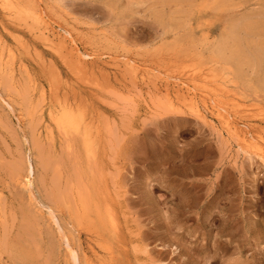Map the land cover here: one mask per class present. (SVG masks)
Returning a JSON list of instances; mask_svg holds the SVG:
<instances>
[{
  "label": "rangeland",
  "instance_id": "374dc122",
  "mask_svg": "<svg viewBox=\"0 0 264 264\" xmlns=\"http://www.w3.org/2000/svg\"><path fill=\"white\" fill-rule=\"evenodd\" d=\"M38 1L62 52L0 10V264H264V54L259 66L214 50L233 35L246 53L264 47V0ZM73 47L91 54L87 70L61 61ZM126 58L195 73L131 75ZM219 85L225 115L210 98ZM65 101L94 118L89 153L56 123ZM216 112L247 121L254 146Z\"/></svg>",
  "mask_w": 264,
  "mask_h": 264
},
{
  "label": "bare ground",
  "instance_id": "6f19581e",
  "mask_svg": "<svg viewBox=\"0 0 264 264\" xmlns=\"http://www.w3.org/2000/svg\"><path fill=\"white\" fill-rule=\"evenodd\" d=\"M38 2H40V1H38V0H0V10H1V12H2V14L6 17V19L8 20V22H10L11 24H13V25H15L16 27H19V28H21L22 30H26L29 34H32V35H34V38L35 39H38V41H39V39H42V40H44V41H46L47 42V46L48 47H50L51 49H54L55 48V46H56V44L58 45V43H56V42H54V40L51 38V34L53 35V33H49L48 31H47V28H48V26H47V24L48 23H46V21H45V19L44 18H46V17H44V16H47V12H46V10L47 11H49L48 10V8L44 11L43 10V7H40V4L38 3ZM49 5H50V3H49ZM243 5V4H242ZM43 6V5H42ZM53 8V7H52ZM50 9V8H49ZM229 10V9H228ZM230 10H231V8H230ZM50 13V12H49ZM51 14V13H50ZM49 14V15H50ZM245 14V13H244ZM261 15V14H260ZM264 15V14H263ZM230 17V16H229ZM48 18V17H47ZM48 19H50V16H49V18ZM52 19V18H51ZM53 19H55V18H53ZM226 20V19H225ZM243 20V19H242ZM252 20V19H251ZM50 21V20H49ZM227 21V20H226ZM54 22V21H53ZM223 22V21H222ZM253 22V21H252ZM263 22V21H262ZM255 23V22H254ZM53 24H56V23H53ZM58 24V23H57ZM256 24H257V22H256ZM259 24V23H258ZM248 26V25H247ZM258 27H259V25H258ZM260 28V27H259ZM242 29V28H241ZM17 30H19V29H17ZM21 30V31H22ZM234 30V29H233ZM260 30V29H259ZM65 31H66V29H65ZM250 31H252V28H250ZM67 32L70 34V31L69 30H67ZM181 32V31H180ZM231 32V31H230ZM260 32H262V31H260ZM27 33V34H28ZM241 33V32H240ZM231 34H233V33H231ZM244 35H246V34H244ZM224 36V35H223ZM236 35H233L232 37H225V38H223L222 40L220 39V41H219V43H217V46H215V48H214V50H215V55H216V57H218V59H220V60H222V61H228V62H230V63H234V64H242V63H254L255 65H259L260 66V64L261 63H263L262 62V56H263V54H264V47H262V45L260 46H255L254 45V48L252 49V50H250V51H248V53H246V52H244V50L245 49H241V39H239V35H238V37H235ZM253 36V35H252ZM11 37V36H10ZM17 37H19V36H17ZM33 37V36H32ZM218 37V36H217ZM221 37V36H220ZM13 39V38H12ZM20 40H17L16 42L20 45V47H22V48H26V43H25V41L24 40H22V38L20 37L19 38ZM88 39H90V38H88ZM28 43V42H27ZM44 43V42H43ZM56 43V44H55ZM38 44V43H37ZM247 44V47H246V49L247 48H249L248 47V43H246ZM256 44H257V42H256ZM27 45H29V44H27ZM92 45V44H91ZM214 45H216V44H214ZM252 46V45H251ZM212 47H214V46H212ZM47 48V47H46ZM64 48V46L62 45V44H60V45H58V48H57V51L56 52H58V50L60 49L61 50V52H62V49ZM49 49V48H48ZM20 50V49H19ZM55 50V49H54ZM71 50L72 51H74V50H76V48H72V49H70V51H68V53L69 54H67V57H65L64 55L61 57V61H63L64 62V64H65V66L67 67V69H69L72 73L73 72H79V71H83V70H87V68H86V65L84 64V62L81 60V57H82V55H86V56H91V54L89 53V55H87V54H77V52H76V55L74 56L73 54H72V52H71ZM97 50V49H96ZM153 51V50H152ZM247 51V50H246ZM187 52V51H186ZM209 52V51H208ZM60 53V52H59ZM212 53V52H211ZM210 53V54H211ZM37 54V53H36ZM95 54V53H94ZM114 55H116V54H114ZM128 55V54H127ZM165 55V54H164ZM175 55H177V54H175ZM174 55V56H175ZM183 55V54H182ZM213 55V54H212ZM103 56V55H102ZM158 56V55H157ZM166 56V55H165ZM60 57V56H59ZM58 58V57H57ZM172 58V57H171ZM128 58H126L125 60H126V62H124V64L123 65H125V66H127L128 68H132V69H134L135 71H136V69H138V67L140 68V69H138L139 71L140 70H142L143 68L142 67H145L144 68V70H145V72L147 73V74H153L152 72L154 71V72H156L158 75H168V77L170 76V77H172V78H175V77H181L182 78V76L184 75L185 76V74L187 73V72H189L190 70H185L184 69V67H183V69L182 68H180L179 66H181V64L180 65H178L177 66V64L176 63H178V62H176L175 64H176V70L175 71H173V73L171 72H167V70H168V66H166L165 68H164V70L162 71V69L163 68H161L160 66L162 65H150V64H147V65H142L141 63H140V65H142V67H140L138 64H139V62L137 63V61H133V60H130V59H128ZM153 60H155V58H152ZM151 59V60H152ZM161 59H163V58H161ZM157 61H158V59H156ZM155 60V61H156ZM180 60V59H179ZM182 60V59H181ZM119 61V60H118ZM124 61V60H123ZM139 61H141L140 59H139ZM155 61H153V62H155ZM170 61V60H169ZM222 61H221V63H222ZM152 62V61H151ZM158 62H160V60L158 61ZM185 62V61H184ZM36 63V62H35ZM52 63V62H51ZM57 63H59V62H57ZM115 63H117V62H115ZM122 63V62H121ZM166 63V62H165ZM170 63H172V60L170 61ZM174 63V62H173ZM172 63V64H173ZM179 63H181V62H179ZM178 63V64H179ZM188 63V62H187ZM215 63V62H214ZM217 63V62H216ZM53 64V63H52ZM62 64V63H61ZM110 64V63H109ZM114 64V63H113ZM154 64V63H153ZM156 64H158V63H156ZM169 64V63H168ZM185 63H183V65H184ZM226 64V63H225ZM57 65V64H56ZM111 65H112V63H111ZM122 65V67L124 68V66ZM171 65V64H170ZM227 65V64H226ZM254 65V66H255ZM50 66V65H49ZM48 66V67H49ZM58 66V65H57ZM164 66V65H163ZM185 66H187V64L185 65ZM191 66V65H190ZM240 66V65H239ZM243 66V65H242ZM244 66H245V64H244ZM46 67H47V65H46ZM53 67H55V65L53 66ZM53 67H50L51 69H49V75H50V83L52 84L51 86H52V88L53 87H56V81H57V79H58V74H57V72H56V68H53ZM127 67H125V68H127ZM173 67V66H172ZM192 67H193V65H192ZM191 67V68H192ZM210 67V66H209ZM247 67V66H246ZM253 67V66H252ZM251 66L250 67H248V68H252ZM65 68V67H64ZM86 68V69H85ZM115 68H117V67H115ZM118 68H121V67H118ZM142 68V69H141ZM171 68V67H170ZM187 68H189V67H187ZM241 68V67H240ZM131 69V70H132ZM174 69V68H173ZM190 69V68H189ZM192 69H194V68H192ZM207 69V68H206ZM249 69V70H250ZM253 69V68H252ZM260 69H262V70H260V72H262L261 74V78H260V83L262 84V87L264 88V68L261 66L260 67ZM66 70V69H65ZM100 70V69H99ZM122 70H124V69H122ZM131 70H129V71H131ZM144 70H142V71H144ZM208 70V69H207ZM46 71V70H45ZM92 71V70H91ZM110 71V70H109ZM129 71H127V72H129ZM195 69L194 70H191L190 72V74H191V76H192V74H194L195 72ZM197 71H199V70H197L196 69V72ZM203 71H205V70H203ZM202 71V72H203ZM211 71V70H210ZM222 71V70H221ZM221 71H220V74H221ZM256 71V70H255ZM46 72H48V71H46ZM97 72V71H96ZM112 72V71H111ZM132 72H134L133 70L130 72L131 73V75L133 74L134 75V73H136V72H134V73H132ZM213 71H211V74L213 75V73H212ZM230 72H231V70H230ZM229 72V73H230ZM45 73V72H44ZM67 73V72H66ZM84 73H86L85 71H84ZM90 73V72H89ZM93 73V72H92ZM143 73V72H142ZM229 73H227V74H229ZM233 73V72H232ZM81 74H82V72H81ZM113 74V73H112ZM140 74V73H139ZM150 74H149V76H150ZM188 74V73H187ZM219 74V75H220ZM223 74V73H222ZM91 75V74H90ZM89 75V76H90ZM93 75V74H92ZM91 75V76H92ZM98 75V74H97ZM115 75V74H114ZM182 75V76H181ZM47 76V75H46ZM72 76V75H71ZM76 76H78V75H76ZM82 76L83 77H80V79L82 80V79H84V76L85 75H83L82 74ZM87 76V75H86ZM91 76H90V78H91ZM106 76V75H105ZM147 76V75H146ZM197 76V75H196ZM203 76V75H202ZM204 76H206V75H204ZM220 76H222V75H220ZM79 77V76H78ZM97 77V76H96ZM96 77H95V79H96ZM143 77V76H142ZM159 77V76H158ZM186 77V76H185ZM217 77H218V74H217ZM101 78V77H100ZM134 78V77H133ZM189 78H190V75H189ZM189 78H187V79H189ZM202 77H200V79H201ZM210 78H211V75H210ZM215 78V77H214ZM221 78H223V77H221ZM77 79V78H76ZM79 79V78H78ZM79 79V80H80ZM86 79V78H85ZM94 79V78H93ZM92 79V80H93ZM94 79V80H95ZM102 79H104V81H105V78H102ZM134 79H136V77L134 78ZM143 79V78H142ZM141 79V80H142ZM176 79V78H175ZM203 79V78H202ZM208 79V78H207ZM215 79H217L218 80V78H215ZM229 79V78H228ZM49 80V79H48ZM59 80V79H58ZM93 80V82L94 83H96L95 81ZM106 80H108V79H106ZM177 80V79H176ZM194 80H195V77H194ZM193 80V82H191L190 81V79L188 80V83L190 82V83H193L194 85L196 84L197 85V83H195V81ZM214 79H213V76H212V80L211 81H213ZM77 82H78V80H76ZM97 81V80H96ZM103 81V82H104ZM178 81H181L180 79L178 80ZM186 81V80H185ZM202 81L203 80H201V83H202ZM215 81V80H214ZM219 81V80H218ZM49 82V81H48ZM99 82H101V81H99ZM187 82V81H186ZM217 82V81H216ZM49 83V84H50ZM79 83V82H78ZM102 83V82H101ZM180 83H184V84H186L187 85V83H185V82H180ZM207 83H209V82H207ZM213 83V82H212ZM211 83V84H212ZM80 84V83H79ZM105 84H106V82H105ZM192 84V85H193ZM204 84V83H203ZM202 84V85H203ZM46 85V84H45ZM58 85V84H57ZM82 85H83V83H82ZM81 84H80V86H82ZM84 85H87V84H85L84 83ZM111 85V84H110ZM191 85V84H190ZM187 86L188 87V90H189V88L190 89H193V90H196L197 92H198V90H201L202 88L201 87H203L202 85H200L201 87H198L199 86V84H198V86ZM50 86V87H51ZM176 86V85H175ZM217 86V85H216ZM215 86V88H212L211 90H210V94H212V96H210V98H211V100H212V103H213V105L216 107V108H218L217 110L219 111V109H220V111H221V113H222V111H226V110H228V108H229V106H228V103H226V101L225 100H228L227 98H224V97H227V96H225L227 93H228V89L227 90H225V89H223V88H220V85H219V87H216ZM58 87V86H57ZM208 87H209V85H208ZM208 87H206L207 89H208ZM222 87H224L223 86V84H222ZM50 89L51 91L50 92H52V93H54L53 92V89ZM64 88H66V86L64 87ZM216 88H218V89H216ZM72 90V89H71ZM165 90V89H164ZM186 90V89H185ZM187 90V91H188ZM204 90L206 91V92H209V91H207L205 88H203V92H204ZM48 91V90H47ZM66 91V90H65ZM73 91V90H72ZM190 91V90H189ZM202 91V90H201ZM200 91V93H198V94H201L202 92ZM73 92H75V90L73 91ZM72 92V93H73ZM179 92V91H178ZM193 92V91H192ZM66 93V92H65ZM165 93V92H164ZM167 93V92H166ZM177 95H178V93H176ZM204 95H205V93H203ZM181 95V94H180ZM187 95V94H186ZM51 96V95H50ZM206 96V95H205ZM177 97V96H176ZM178 97H180L179 95H178ZM208 97V96H207ZM51 99V98H50ZM177 99V98H176ZM183 99V98H182ZM192 100V99H191ZM57 101V100H56ZM58 101H60V100H58ZM229 101V100H228ZM83 101H81V103H82ZM58 104V103H57ZM62 106H60L59 108H57L56 110V114H58V116H57V118H56V123H57V125H59L60 126V128H62L63 130H68V131H70L72 134H73V136H75V139L76 140H78L81 144H82V146H83V149L86 151V152H88L89 153V151L92 149V148H94V147H92L91 148V142H93V140H92V129L94 128V118H93V116H90V115H82V113L81 114H78V115H76L75 113L76 112H73L74 110H76V108L74 109V110H72V109H70V107L68 106V104H67V102L65 101V102H62ZM59 105V104H58ZM61 105V104H60ZM205 105V104H204ZM249 105V104H248ZM83 106V105H82ZM236 106V105H235ZM204 107V106H203ZM228 107V108H227ZM80 108V107H79ZM231 108H234L233 106H231ZM237 108V107H236ZM235 108V109H236ZM238 109V108H237ZM79 110V109H78ZM216 110V111H217ZM234 110V109H233ZM80 112L82 111V110H79ZM259 112V111H258ZM93 113V112H92ZM220 112L219 113H217L216 112V114H217V117H218V119L220 120V122L221 123H224V127H225V129H226V131L228 132V133H233V135L235 134V137L237 136L238 138H239V145L241 146V147H250L252 144H253V141L251 142V139H253L254 140V138H251V139H249V135H251V133H252V129L250 128V126H248V124L247 125H245L246 124V122L247 121H245V123L244 122H240V121H237L235 118H233L232 119V121H230L231 120V118H230V120H228L224 115L227 113V111L224 113V115L223 114H221ZM237 114H242V113H238V112H236ZM260 113V112H259ZM53 114V113H52ZM55 114V113H54ZM228 114V113H227ZM258 114V113H257ZM263 114V113H262ZM227 116V115H226ZM240 116V115H239ZM257 116L258 115H255V117L257 118ZM228 117V116H227ZM242 117V116H241ZM52 118V117H51ZM54 118V117H53ZM243 118H245V117H243ZM247 118V117H246ZM250 119H251V116L249 117ZM256 118H253V119H256ZM49 119V118H48ZM99 119V118H98ZM259 119V118H258ZM100 120V119H99ZM261 120V119H260ZM53 121V120H52ZM262 121V120H261ZM219 122V123H220ZM263 122H264V119H263ZM245 125V126H243V128H240V127H238L237 125ZM252 126H253V124H251ZM255 125V124H254ZM256 126V125H255ZM259 126V125H258ZM260 128V127H259ZM259 128H257V129H259ZM263 128V127H262ZM62 130V131H63ZM232 132H231V131ZM260 130V129H259ZM262 130V129H261ZM256 131V130H255ZM253 133H255L256 134V132H253ZM264 133V132H263ZM246 134H248V136H246ZM63 135H64V132H63ZM229 135V134H228ZM254 135V134H253ZM257 135V134H256ZM230 136V135H229ZM253 137V136H252ZM256 139H258V138H256ZM261 139V138H260ZM95 140V139H94ZM262 140V139H261ZM264 141V140H263ZM94 144V143H93ZM96 146V145H95ZM253 146H254V144H253ZM260 147V146H259ZM254 148V147H253ZM256 148V147H255ZM95 149V148H94ZM244 149V148H243ZM262 149V148H261ZM260 151H263V150H260ZM93 152H95V151H93ZM249 152V151H248ZM88 153H84V155H86V154H88ZM89 155V154H88ZM87 156V155H86ZM30 173V172H29ZM28 182H30V179H28ZM28 182H26V184L28 183ZM98 212L96 211V214H97ZM98 216H100V215H98ZM96 217H97V215H96ZM106 219H107V223H108V225L109 226H112L113 225V218H111L110 216H106ZM100 224V223H99ZM115 226V225H114ZM113 226V227H114ZM103 227V226H102ZM115 229V228H114ZM104 231V230H103ZM105 232V231H104ZM103 232V233H104ZM99 235V234H98ZM104 235H105V233H104ZM97 237V236H96ZM109 237V236H108ZM105 238H106V236H105ZM109 240V239H108ZM106 241V240H105ZM103 242V241H102ZM93 243V242H92ZM106 246L108 245L107 243L105 244ZM96 246V245H95ZM100 246V245H99ZM108 247V246H107ZM68 248V247H67ZM104 249H106V247H103ZM71 251H72V249H74V248H69ZM73 252H74V250H73ZM72 253V252H71ZM96 254V253H95ZM71 258H73V259H71V260H73L74 262H72V264H75L76 263V257H77V255H75V253H72L71 254ZM70 260V261H71ZM101 264V263H100Z\"/></svg>",
  "mask_w": 264,
  "mask_h": 264
}]
</instances>
